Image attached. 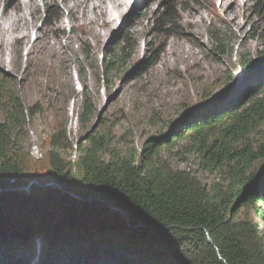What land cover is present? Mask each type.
Wrapping results in <instances>:
<instances>
[{
  "label": "rangeland",
  "instance_id": "374dc122",
  "mask_svg": "<svg viewBox=\"0 0 264 264\" xmlns=\"http://www.w3.org/2000/svg\"><path fill=\"white\" fill-rule=\"evenodd\" d=\"M113 1L104 0L109 10ZM170 1L178 5L173 21L164 17ZM18 2L0 0V22L7 5ZM36 3L38 18L29 32L13 34L9 45L0 36V107H7L5 95L11 93L26 109L25 127L15 135L28 180L20 189L54 182L50 141L65 129L71 147L62 155L76 180L84 176L78 145L96 141L106 161L137 160L145 142L170 135L171 143L154 157L158 167L186 171L217 193L226 190L227 168L206 170L200 157L184 150L188 139L173 136L174 127L197 111L244 102L258 80L264 82V17L250 0H128L105 28L90 21L94 13L83 18L81 9L73 19L63 0ZM69 38L72 47H65ZM48 40L61 46L59 56L42 52ZM86 95L95 112L82 125ZM5 117L0 112V120ZM247 143L264 146V124ZM255 168L263 171L264 160ZM235 219L249 232L252 247L264 250V221L254 210L241 207ZM43 244L35 249L41 252Z\"/></svg>",
  "mask_w": 264,
  "mask_h": 264
},
{
  "label": "trees",
  "instance_id": "16d2710c",
  "mask_svg": "<svg viewBox=\"0 0 264 264\" xmlns=\"http://www.w3.org/2000/svg\"><path fill=\"white\" fill-rule=\"evenodd\" d=\"M250 1L264 17V0ZM177 8L170 1L164 17L173 21ZM119 52L116 58L124 54ZM248 92L244 102L197 111L174 127L173 136L188 139L184 150L200 157L206 170L227 168L229 183L220 193L186 171L157 166L154 157L171 143L170 135L145 142L137 160L106 161L96 141L92 147L78 145L77 165L84 176L76 180L62 155L71 147L65 129L52 135L49 160L52 180L66 192L38 184L20 189L28 180L15 135L25 127L26 109L15 95H5L9 103L0 107L6 113L0 120V264H264L263 248L252 247L249 232L235 219L239 208L249 206L264 221V169L255 168L264 160V146L247 143L264 124V82L258 80ZM94 112L86 95L81 124H88ZM111 207L145 226L127 227L122 213ZM41 241L40 252L35 245Z\"/></svg>",
  "mask_w": 264,
  "mask_h": 264
},
{
  "label": "bare ground",
  "instance_id": "6f19581e",
  "mask_svg": "<svg viewBox=\"0 0 264 264\" xmlns=\"http://www.w3.org/2000/svg\"><path fill=\"white\" fill-rule=\"evenodd\" d=\"M98 2L99 3H96L94 0H63V3L70 9L73 19L77 18L76 13L81 9L83 12V18L88 17L89 12L94 13V16H92L90 21L98 23L103 28L111 25V19H114L115 14H120L121 7L126 5L128 0H114L112 2V10H109L106 7L104 0ZM36 4V0H20V2L13 6L7 5L5 12L6 17L0 22V36L3 35L1 37L2 44L5 43L6 45H9L12 43L14 38L13 34L15 33H23L24 30L29 32L31 26L34 25L33 20L36 22V19L38 18L35 13L37 10ZM97 10H99L101 14H97ZM27 15H31V18H27ZM95 35L99 36L100 34L96 32ZM71 43V38H69V42L65 44V47H70ZM41 49L46 56H59L61 54V46L57 45V43L53 44L49 40Z\"/></svg>",
  "mask_w": 264,
  "mask_h": 264
},
{
  "label": "water",
  "instance_id": "95a60500",
  "mask_svg": "<svg viewBox=\"0 0 264 264\" xmlns=\"http://www.w3.org/2000/svg\"><path fill=\"white\" fill-rule=\"evenodd\" d=\"M30 185V184H29ZM44 186H53L55 188H59L61 189L62 191L66 192L65 190H63V188L61 187V185H59L57 182H52V183H47L45 184ZM22 188V187H20ZM16 188H7L6 190H14ZM27 189V188H26ZM2 189H0L1 191ZM72 197L74 198H77V199H82V197L76 195L75 193H70ZM84 200H87V199H84ZM88 200H91V199H88ZM113 208L114 210L118 211V212H121L123 217H124V221H125V225L127 227H130V228H133V229H138V228H141V227H144L145 225L142 224V223H137V222H134L133 219L131 217H129L122 209H118V208H114V207H111Z\"/></svg>",
  "mask_w": 264,
  "mask_h": 264
},
{
  "label": "built area",
  "instance_id": "2783aa9c",
  "mask_svg": "<svg viewBox=\"0 0 264 264\" xmlns=\"http://www.w3.org/2000/svg\"><path fill=\"white\" fill-rule=\"evenodd\" d=\"M34 153L38 156L39 151H38V148L37 147H34Z\"/></svg>",
  "mask_w": 264,
  "mask_h": 264
}]
</instances>
